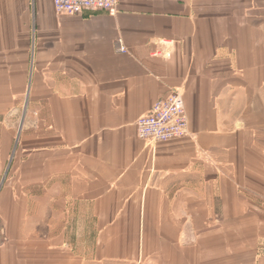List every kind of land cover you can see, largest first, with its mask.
<instances>
[{
  "label": "crops",
  "instance_id": "1",
  "mask_svg": "<svg viewBox=\"0 0 264 264\" xmlns=\"http://www.w3.org/2000/svg\"><path fill=\"white\" fill-rule=\"evenodd\" d=\"M19 104L0 264H264V0H0V135Z\"/></svg>",
  "mask_w": 264,
  "mask_h": 264
},
{
  "label": "built area",
  "instance_id": "2",
  "mask_svg": "<svg viewBox=\"0 0 264 264\" xmlns=\"http://www.w3.org/2000/svg\"><path fill=\"white\" fill-rule=\"evenodd\" d=\"M52 4L58 14H82L90 10L114 14L118 0H52ZM118 50L126 51L120 40ZM135 126L138 137L147 141H167L184 135L188 119L181 93L174 90L154 102L147 114L136 119Z\"/></svg>",
  "mask_w": 264,
  "mask_h": 264
},
{
  "label": "rangeland",
  "instance_id": "3",
  "mask_svg": "<svg viewBox=\"0 0 264 264\" xmlns=\"http://www.w3.org/2000/svg\"><path fill=\"white\" fill-rule=\"evenodd\" d=\"M23 104H19V111L12 113L7 120L10 134L7 136L0 135V191L5 184V180L9 174V161L14 154V149L20 137V131L24 123ZM2 201L0 199V243L4 241L6 235L7 220L2 216Z\"/></svg>",
  "mask_w": 264,
  "mask_h": 264
}]
</instances>
